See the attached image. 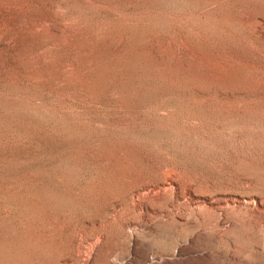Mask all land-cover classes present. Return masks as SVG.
<instances>
[{"label": "rangeland", "instance_id": "1", "mask_svg": "<svg viewBox=\"0 0 264 264\" xmlns=\"http://www.w3.org/2000/svg\"><path fill=\"white\" fill-rule=\"evenodd\" d=\"M165 177L264 200V0H0V264H64Z\"/></svg>", "mask_w": 264, "mask_h": 264}, {"label": "bare ground", "instance_id": "2", "mask_svg": "<svg viewBox=\"0 0 264 264\" xmlns=\"http://www.w3.org/2000/svg\"><path fill=\"white\" fill-rule=\"evenodd\" d=\"M133 194L138 202L133 199L131 215L115 236L103 226L80 230L64 264H96L100 255L104 264H264V258L248 261L249 255L264 257V200L252 192L197 200L194 187L178 191L177 181L165 177ZM247 225L260 240L251 249L238 238Z\"/></svg>", "mask_w": 264, "mask_h": 264}]
</instances>
